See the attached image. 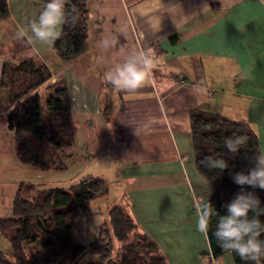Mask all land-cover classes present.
Returning <instances> with one entry per match:
<instances>
[{
	"label": "crops",
	"instance_id": "1",
	"mask_svg": "<svg viewBox=\"0 0 264 264\" xmlns=\"http://www.w3.org/2000/svg\"><path fill=\"white\" fill-rule=\"evenodd\" d=\"M6 1L10 17L0 21V81L7 63L35 58L47 65L52 78L41 90L67 89L77 134L70 150L49 146L67 166L65 172H43L21 163L15 134L8 129L9 91L0 86V218L12 215L21 186L28 197L66 189L76 185L74 178L83 169L103 162L123 184L114 205L125 202L140 231L169 264L209 261L207 235L195 230L196 205L211 202L215 192L197 171L190 113L199 108L246 122L264 149V4L89 0L90 48L63 66L53 51L59 38L53 43L29 38L28 25L44 5ZM173 6L191 18L185 21ZM145 50L153 53V66L144 86L117 89L122 107L108 122L103 111L111 83L105 73ZM104 177L100 179L107 182ZM73 235L75 240L74 228ZM217 264L235 263L227 255Z\"/></svg>",
	"mask_w": 264,
	"mask_h": 264
},
{
	"label": "trees",
	"instance_id": "2",
	"mask_svg": "<svg viewBox=\"0 0 264 264\" xmlns=\"http://www.w3.org/2000/svg\"><path fill=\"white\" fill-rule=\"evenodd\" d=\"M35 1L46 3V0ZM64 3L67 23L53 51L63 66H68L90 48L92 14L89 0H64ZM73 16H76L75 23ZM9 17L7 1L0 0V21ZM51 78L52 71L47 65L30 58L14 66L5 64L0 86L9 91L7 123L15 134L16 153L21 163L43 172H65L67 166L58 155L45 158L35 146V143H48L54 149L67 151L75 145L77 128L69 116L67 89L59 86L45 89L52 95L46 100V110L43 109L40 91ZM108 86L110 92L103 113L111 122L122 103L117 89L111 84ZM46 114L50 117L52 135H49ZM190 122L197 171L215 192L210 203L220 215H225L223 206L241 191L232 176L237 172L246 173L253 166L251 158L260 148L259 138L248 123L199 108L191 111ZM234 133L247 136L248 143L232 156L226 153L223 140ZM215 154L225 155L228 169L210 171L201 163L206 156ZM23 190L24 185L15 198L12 215L0 218V234L10 241L12 258L0 251V264H169L156 243L140 231L124 201L113 206L102 221L99 240L90 244L74 240L68 218L71 214L90 213L93 201L110 194V187L103 179L89 177L66 189L47 190L42 196L28 197ZM245 190L254 192L264 206V190L247 186ZM260 219L264 221V216ZM214 226L215 218L210 221L207 233L210 253L205 264H217L227 255H232L235 264H248L236 254L218 247L212 235ZM261 238L264 239V235Z\"/></svg>",
	"mask_w": 264,
	"mask_h": 264
},
{
	"label": "clouds",
	"instance_id": "3",
	"mask_svg": "<svg viewBox=\"0 0 264 264\" xmlns=\"http://www.w3.org/2000/svg\"><path fill=\"white\" fill-rule=\"evenodd\" d=\"M264 4V0H259ZM178 7L179 6H173ZM185 21L192 15H185ZM76 16L72 17L75 23ZM67 23L64 0H46L36 19L28 25L30 39L43 43H53L61 35V27ZM23 31V30H22ZM153 66V53L150 50L130 54L123 63L116 65L105 73V79L114 89L134 91L144 86ZM248 143L245 135L233 134L225 137L223 147L227 154L237 155ZM223 154L206 156L201 163L210 171L223 172L229 168ZM252 167L245 172H237L232 176L233 183L241 187V191L223 207L226 214L220 215L208 199L196 205L195 230L207 235L210 221L215 218L212 232L218 247L224 252L234 253L248 264H261L264 259V206L259 197L245 186L264 190V149L257 148L251 158Z\"/></svg>",
	"mask_w": 264,
	"mask_h": 264
},
{
	"label": "rangeland",
	"instance_id": "4",
	"mask_svg": "<svg viewBox=\"0 0 264 264\" xmlns=\"http://www.w3.org/2000/svg\"><path fill=\"white\" fill-rule=\"evenodd\" d=\"M57 88V87H54ZM42 104L43 109L46 110V100L52 95V92L49 90H41ZM47 118V126L49 135L53 133L49 114H46ZM46 118L44 120H46ZM50 144H45L40 148V151L44 154V157L48 158L53 155ZM105 175V180H107L108 185L110 187V194L105 198H100L92 202L91 207L92 211L88 214L70 216L68 219V223L73 226L76 233V242H86L87 238H91L89 242L93 243L99 240L100 237V225L102 221L107 217L111 208L116 200L119 198V193L121 192L123 184L120 182L121 179L118 180L119 174L115 171L107 172L105 170V165L103 162L93 163L90 167L83 169L78 175L75 176L74 180L79 184L81 181L93 177V178H103ZM120 178V177H119ZM106 182V183H107ZM49 186V185H48ZM133 187H131L132 189ZM115 206V205H114ZM76 217H80L76 219ZM96 238V239H95ZM11 244L10 241L0 234V251L3 252L6 256L11 258L10 256ZM12 259V258H11Z\"/></svg>",
	"mask_w": 264,
	"mask_h": 264
},
{
	"label": "built area",
	"instance_id": "5",
	"mask_svg": "<svg viewBox=\"0 0 264 264\" xmlns=\"http://www.w3.org/2000/svg\"><path fill=\"white\" fill-rule=\"evenodd\" d=\"M212 264H214V263L212 262Z\"/></svg>",
	"mask_w": 264,
	"mask_h": 264
}]
</instances>
